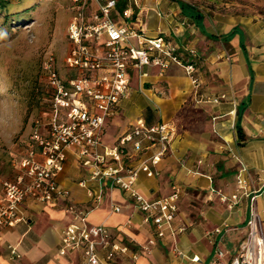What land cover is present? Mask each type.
<instances>
[{
    "label": "crops",
    "instance_id": "crops-1",
    "mask_svg": "<svg viewBox=\"0 0 264 264\" xmlns=\"http://www.w3.org/2000/svg\"><path fill=\"white\" fill-rule=\"evenodd\" d=\"M178 1L193 4L192 0H136L132 19L146 38H162L184 64L194 65L198 87L192 86L183 66L174 63L164 71L153 64L129 69L128 91L115 115L104 123L100 150L115 145L139 121L146 126L167 125L171 133L168 150L153 168L152 177L139 175L135 189L154 201L177 187L174 228L183 221L185 231L150 245L153 227L144 223L132 200L119 188L90 180L71 148L58 177L69 197L51 203L26 198L21 206L23 220L0 228V264H78L80 251L58 253L61 233L73 221L70 205L85 211L86 225H105L112 240L128 248V254L116 257L114 264H229L246 239L252 195L264 228V41H254L240 25H227L220 34L212 32L205 12L195 6L203 15L201 28L182 14ZM217 42L225 45L218 52ZM215 57H225L219 71L212 65ZM201 61L205 69L199 66ZM62 62L64 72L58 67L59 73L74 77L75 72ZM216 78L225 85L212 86ZM216 98L217 103L212 101ZM144 147L136 154L128 145L129 158L124 163L135 166L157 148ZM242 167L249 196L240 192L236 206L228 209L219 198L236 192ZM14 176L12 167L6 180ZM88 190L100 195L99 203H93ZM219 251L222 258L216 256ZM194 257L200 263L191 262Z\"/></svg>",
    "mask_w": 264,
    "mask_h": 264
},
{
    "label": "built area",
    "instance_id": "built-area-1",
    "mask_svg": "<svg viewBox=\"0 0 264 264\" xmlns=\"http://www.w3.org/2000/svg\"><path fill=\"white\" fill-rule=\"evenodd\" d=\"M6 1V0H0ZM73 15L66 28L70 47L64 66L75 76L64 78L52 53L42 57L40 69L50 93L48 109L33 121L30 144L13 164L15 176L1 183L0 228L14 227L23 220L21 206L26 198L36 203H51L69 197L70 193L58 181L63 172L66 152L75 149L79 163L87 169L90 180L106 183L109 189L119 188L143 214L144 223L153 227L154 245L166 235L183 233V221L174 228L179 189L162 199L149 201L135 189L140 174L152 177L154 169L170 144V128L165 124L146 126L139 121L115 145L100 150V137L105 121L115 115L119 102L129 87V69L153 64L161 71L170 63L183 66L193 87L199 82L193 64H184L175 48L162 38H146L139 23L132 19L131 7L136 0H68ZM122 2L124 8L119 10ZM155 53H158L155 55ZM105 71V72H103ZM221 96L220 99H223ZM219 99H212L217 103ZM145 144L156 145L152 156L135 166H128V145L134 153L142 152ZM245 169H239L236 192L219 200L232 209L239 201L240 192L249 196ZM93 203L100 195L87 191ZM255 196L250 197L251 209L247 220V236L229 264H264V228L253 208ZM72 223L62 231L59 255L80 251L78 264H114L116 257L128 254L125 245L114 242L105 225L85 223V211L69 206ZM118 212V207H112ZM216 233L219 230L215 231ZM15 255L14 249H10ZM217 258L223 253L217 252ZM136 260V257H132ZM200 263L197 257L191 259ZM206 264H214L209 262Z\"/></svg>",
    "mask_w": 264,
    "mask_h": 264
},
{
    "label": "rangeland",
    "instance_id": "rangeland-1",
    "mask_svg": "<svg viewBox=\"0 0 264 264\" xmlns=\"http://www.w3.org/2000/svg\"><path fill=\"white\" fill-rule=\"evenodd\" d=\"M206 14L212 32L240 25L254 41H264V0H192ZM0 12V189L15 161L30 144L32 124L45 103L47 85L39 74L45 53H52L63 74L69 43L66 28L73 15L68 0H7ZM23 19L18 25L17 20ZM259 43V42H258ZM217 52L221 42L215 44ZM215 57L212 65L219 71ZM199 62V66L205 69ZM264 62V61H262ZM212 86H224L217 78Z\"/></svg>",
    "mask_w": 264,
    "mask_h": 264
},
{
    "label": "trees",
    "instance_id": "trees-1",
    "mask_svg": "<svg viewBox=\"0 0 264 264\" xmlns=\"http://www.w3.org/2000/svg\"><path fill=\"white\" fill-rule=\"evenodd\" d=\"M6 1H0V12L5 14L4 16H8L9 15V8L6 6L7 3ZM179 3V6L181 8V12L182 14L187 17L189 20H191L193 23L197 24L199 27H201V21H202V18H203V15L202 13L195 7V5L193 4H190V3H186V2H183V1H178ZM124 8V4H122V2H120L118 4V9L121 10ZM26 18H21V19H18L17 20V23L18 25L20 24V22H23V20H25ZM202 28V27H201ZM42 60V59H41ZM41 60H40V63H39V74L40 76L42 77V73H41V69H40V64H41ZM49 101H50V93H49V90L48 88L46 89V92H45V103H44V106L41 107L40 109V112H43L45 113L48 109V105H49ZM38 116V115H37ZM36 116V117H37Z\"/></svg>",
    "mask_w": 264,
    "mask_h": 264
}]
</instances>
